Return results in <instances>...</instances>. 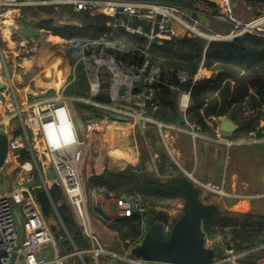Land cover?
Returning <instances> with one entry per match:
<instances>
[{
    "label": "built area",
    "instance_id": "built-area-1",
    "mask_svg": "<svg viewBox=\"0 0 264 264\" xmlns=\"http://www.w3.org/2000/svg\"><path fill=\"white\" fill-rule=\"evenodd\" d=\"M59 6H73L79 13L90 12L92 15L107 16L110 19L107 26L111 28L112 34L97 40L73 38L66 41L72 57L70 83H64L56 89L38 84L22 89L15 88L8 69V58L0 49V84L3 85L0 90V133L9 137V157L12 156V159L21 163V152L25 151L28 155L23 164L34 167L46 193L49 194L55 186L63 191L83 236L91 244V253L96 257L109 253L114 260L125 262L124 264H166L148 262L132 254V250L142 242L144 233L139 243L133 244L125 256L106 251L100 242L90 222L89 209L93 192L86 186L81 174L86 159L85 142L80 139L71 118L68 101H80L100 108L107 112V118L113 115L137 120L140 132L145 133L151 129V125H155V121L148 116V106L153 110L158 108L153 85L162 77L159 68H154L148 74L151 48L180 39L173 30L175 24L185 31V37L200 38L208 44L230 42L246 35L264 36V3L256 5L258 17L250 21H238L218 14L205 0H196L191 8L152 0H0V37L3 41H14L13 30L21 17L17 18V11ZM209 19L231 24L233 30L228 33L218 31L213 28ZM133 20L146 22L150 26L149 31L141 26H131L129 22ZM168 24L171 25L170 29H166ZM120 31L142 36L147 44L141 50L124 46V42L117 40ZM46 33L40 32L41 39ZM14 42L19 62L29 57L39 43L32 40V46L25 40ZM137 53L144 60L139 65L135 61ZM82 66L90 79L87 98L68 97L67 88L77 81L78 68ZM105 72L108 77L104 80L101 74ZM206 72L205 69H200L193 78H189L186 73H180L179 84L188 81L195 84L205 78ZM16 81L23 84L21 76ZM104 82L110 86L107 95L111 99L109 104L97 100L98 96L103 95ZM136 87L140 88L137 97L141 102L135 101L133 91ZM171 88L179 93L184 92L179 86ZM122 89L125 90L124 95L121 94ZM51 91L53 96L46 98ZM184 98H188L187 95ZM121 100L124 104L120 103ZM135 104L140 106V110L133 109ZM183 105L187 106V103L184 102ZM155 123L162 128L164 126L159 122ZM188 127L192 131L198 130L194 125L188 124ZM40 162L44 163L43 167ZM50 170L56 175L52 181L47 176ZM201 186L208 192L225 194L222 185L206 183ZM136 213L144 216V220L148 216V210L138 198L124 195L116 199L115 208L109 217L131 218ZM17 216L21 217L22 237L18 231ZM173 226L170 218L164 225V232H170ZM66 234L68 241L72 243L67 231ZM51 245L54 247V254L49 257L45 253ZM75 250L77 254L81 253L76 248ZM69 258L56 245L52 227L43 215L32 189L21 187L0 193V264H66ZM228 261L231 260L214 264Z\"/></svg>",
    "mask_w": 264,
    "mask_h": 264
},
{
    "label": "crops",
    "instance_id": "crops-1",
    "mask_svg": "<svg viewBox=\"0 0 264 264\" xmlns=\"http://www.w3.org/2000/svg\"><path fill=\"white\" fill-rule=\"evenodd\" d=\"M195 1L190 0L192 6ZM205 1L213 6L218 14L229 19L247 21L257 16L255 7L247 6L243 0ZM61 7L63 6L27 8L17 11L18 16H16L17 18L21 16V19L18 18L19 22H16L18 25L13 30L14 41L25 40L32 46V40L39 41L36 45L37 49H34L33 53L21 62L18 59L16 46L13 44L15 42L3 41L0 37V49L8 58V69L15 88L22 89L38 84V86L56 89L64 83H70L69 71L72 67V57L66 40L49 33H46L42 39L41 36L40 39L30 36L31 41L18 35L23 30L24 23L51 20L56 26V18L59 16L62 18L59 20L60 26H81L78 16L80 13L73 6H67L72 8L71 11L63 10ZM241 8L246 10L245 15H242ZM209 21L213 24L216 20L209 19ZM228 26L231 32L233 27L231 24ZM173 30L180 39L186 36L185 31L176 24L173 25ZM80 68L85 72L88 91H90V79L85 68L83 66ZM101 75L104 80L108 77L107 72ZM208 75L207 71L205 77ZM18 76L22 77L23 84L16 81ZM76 82L67 88L68 97H82L80 94L72 93ZM102 93L108 95V90ZM185 95L188 98H184ZM52 96L53 91L49 92L46 98ZM184 102L187 106L183 105ZM68 105L80 139L85 142L86 159L81 174L88 188L91 185L90 181L94 177L103 175L105 171L122 173L129 168H134L136 172L140 170L142 178L146 176L145 173L149 176H154L156 173L155 176L163 184H166L163 181L165 177L188 179L200 191L201 201L204 204L217 206L219 213L264 215V119H259L257 129L247 134L242 133L240 129V119L233 120L230 117L207 118V129L192 131L188 127L186 118V111L190 105V93L182 92L178 95V105L181 115L186 118V124H181L180 120L178 123L169 124L159 122L164 125L162 128L155 123L158 121L154 120L155 125H151L149 131L142 133L137 120L120 121L111 116L107 118V112L104 110L80 101L69 100ZM251 114L255 116L257 111ZM99 116L102 119H98ZM226 122L232 124V132L222 130ZM206 183L222 185L225 194L219 195L204 190L201 184ZM91 192H93V198L89 211L93 230L103 242L104 247L114 244L115 241L118 243V234L100 220L102 216H109L115 208L117 198L106 199L100 192L96 193L92 190ZM207 193L218 196L220 202L213 203ZM173 202L178 204L176 207L178 209H172L169 212L168 209H171L174 203H167L164 207L156 208V211L166 213L175 224L182 216L183 206H180L176 200ZM177 210H179L178 213H176ZM55 242L62 248L64 254L70 256L66 264H86L84 257L89 260V264H112L114 261L109 253L96 257L91 253V248L80 251V254L76 251L70 253L63 242L56 238ZM105 249L123 256L127 254V250L120 252L107 247ZM52 255L53 253L51 255L47 253L49 257ZM124 263L120 262V264Z\"/></svg>",
    "mask_w": 264,
    "mask_h": 264
},
{
    "label": "trees",
    "instance_id": "trees-1",
    "mask_svg": "<svg viewBox=\"0 0 264 264\" xmlns=\"http://www.w3.org/2000/svg\"><path fill=\"white\" fill-rule=\"evenodd\" d=\"M152 1L186 8L192 6L190 0ZM243 2L249 7L250 5L256 7L264 3V0H243ZM61 8L72 10L67 6ZM255 12L258 17V11ZM236 14H238L237 9ZM78 16L81 21L79 27L55 26L51 20H41L29 24L24 23V31L22 30L18 35L24 36L27 40L30 36L40 39V32L45 31L68 41L73 38L97 40L112 34L111 28L107 26L110 21L107 16L92 15L90 12H81ZM250 20L247 19V21ZM129 23L131 26H141L145 31H149L150 26L146 22L133 20ZM211 25L218 31L226 33L230 31V26L226 23L215 21ZM117 40L124 42V46L138 50L143 49L147 44L144 37L123 31L119 32ZM151 53L148 74L154 68H159L162 76L161 80L153 85L154 95L159 104L158 108L153 110L151 106H148V116L153 120L165 124L179 122L181 116L178 105L179 92L173 90L171 86L181 88L179 74L186 73L189 78H193L200 69H205L209 75L192 84L190 105L186 111L189 125H194L203 131L207 129V118L230 117L233 120L239 118L241 131L247 134L257 129L259 119H264V36L246 35L230 42L209 44L200 38L184 37L173 42H165L161 46L155 45L151 48ZM135 61H138V65L144 62L138 57V53ZM78 74V80L72 93L85 97L89 92L85 72L79 68ZM253 111H257L255 116L251 114ZM98 119L102 117L99 116ZM27 155L25 151H22V160H25ZM136 173L134 168H129L122 173L105 171L103 175L94 177L90 181V188L96 193L100 192L106 199L119 198L124 195L135 196L139 199L140 196V201L148 210V215H155L156 221L165 225L169 220L168 215L164 212H157L156 208L164 207L165 204L183 195L169 185L163 184L155 175H146L139 180ZM29 187L32 188L45 218L48 220L59 218L62 221L63 229L65 228L72 239V243L63 242L68 247V252L73 253L76 251L75 248L78 251L91 248L90 242L83 236L81 227L63 191L58 186L53 187L48 194L43 188L42 181L36 176ZM100 220L118 234L120 252L128 250L140 240L144 233V216L137 213L131 218L102 216ZM203 232L205 239L210 240L218 235H231L233 241L239 243V247L244 244L253 247L257 244V239L262 238L258 244L261 243L260 245L264 247V215L219 213L204 221ZM263 252L264 249L247 254L238 262L239 264H258L259 254ZM84 261L86 264L90 263L85 257Z\"/></svg>",
    "mask_w": 264,
    "mask_h": 264
},
{
    "label": "water",
    "instance_id": "water-1",
    "mask_svg": "<svg viewBox=\"0 0 264 264\" xmlns=\"http://www.w3.org/2000/svg\"><path fill=\"white\" fill-rule=\"evenodd\" d=\"M168 24L166 29H170ZM109 83H103V91L109 90ZM3 85L0 84V90ZM192 82H186L181 85V90L190 93ZM140 88L136 87L133 91L135 101L141 102L138 98ZM125 94V90H121ZM97 100L111 103L107 95L97 97ZM121 104L124 101L121 100ZM133 109L140 110L138 104L133 105ZM113 119L127 121V118L111 116ZM180 123L186 124L184 115L180 116ZM222 130L232 132L231 123H224ZM9 137L0 133V172L4 169L9 158ZM49 180H54L56 175L50 170L47 173ZM137 179H142L140 170L136 173ZM163 181L172 189L180 192L184 197L183 214L174 224L170 232H164V224L156 221V216L149 214L144 220V236L142 242L137 245L132 254L136 258L148 262L166 263V264H214L217 259L222 257V251L219 248L209 249L206 247V239L203 232L204 221L212 215L219 213L218 207L210 204H204L200 199V191L195 184L188 179L179 177H165ZM20 237L23 236L21 227V217L17 216ZM56 232V230H55ZM112 264H120L114 260Z\"/></svg>",
    "mask_w": 264,
    "mask_h": 264
},
{
    "label": "rangeland",
    "instance_id": "rangeland-1",
    "mask_svg": "<svg viewBox=\"0 0 264 264\" xmlns=\"http://www.w3.org/2000/svg\"><path fill=\"white\" fill-rule=\"evenodd\" d=\"M257 10V6L255 7ZM253 11L254 9L251 8ZM242 15L246 14V10L242 9ZM251 10V11H252ZM253 13V12H252ZM21 19V18H20ZM62 19L60 16L59 18H56V26H60L61 24L59 23V20ZM58 21V22H57ZM19 22V21H18ZM18 25V24H16ZM79 112V108H78ZM11 159V160H10ZM24 161V160H23ZM23 161L21 163L16 162L14 159H12V156L9 157L4 169L0 172V192L4 193L10 190H13L14 188H21V187H27L29 189H32L29 187V185L33 182L34 178L37 176L36 170L34 169L33 166H29L27 164H23ZM44 163L40 162L41 167H43ZM145 175H147L145 173ZM156 175V173H155ZM29 180V181H27ZM207 196L210 197V200L213 203H219L220 200L218 196L214 194L207 193ZM141 200V197L139 196V199ZM175 201V200H174ZM176 201H178L180 206H184V199L183 197H179ZM173 204L174 202H170ZM178 204L176 202L172 205L171 209H168L170 212L172 209H178L176 208ZM179 210L176 211L178 213ZM183 214V213H182ZM255 222V221H254ZM49 224L52 227V230L54 232L55 238L60 241V242H66L68 241V236L66 234V231L63 229L62 226V221L59 218H50L49 219ZM54 227V229H53ZM55 230L57 232H55ZM64 230V231H63ZM227 232H229L228 229H226ZM62 232V233H61ZM65 232V233H64ZM215 240L212 242L210 239H206V247L209 249L213 248H219L222 251V257L217 259L216 262L221 263L224 260H231L228 262H224L222 264H239L238 260L245 258L247 255V252H250L251 254L254 252H258L259 250L264 249V247L260 244L259 242L262 241V238L257 239L256 245L253 247H248V245H240L238 246V242L233 241V237L231 235L227 236H216L214 238ZM100 242L104 246L103 242L99 238ZM108 249H115L117 251L121 250L119 248L117 241L114 242L112 245H105ZM104 247V248H106ZM49 253L50 255L53 253L54 254V247L53 245L50 246V248L46 251L45 254ZM248 253V254H250ZM53 256V255H52ZM260 259L258 260V264H264V252L259 254Z\"/></svg>",
    "mask_w": 264,
    "mask_h": 264
}]
</instances>
